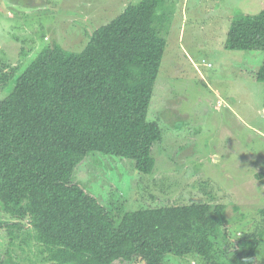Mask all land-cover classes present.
Returning <instances> with one entry per match:
<instances>
[{"label":"trees","instance_id":"1","mask_svg":"<svg viewBox=\"0 0 264 264\" xmlns=\"http://www.w3.org/2000/svg\"><path fill=\"white\" fill-rule=\"evenodd\" d=\"M155 9V0L128 4L78 52L45 46L0 99V208L10 218L0 225L13 238L26 220L51 264H168L187 255L204 264H254L264 207L263 226L221 248L211 239L222 224L219 205H158L116 220L74 181L92 152L131 160L140 174L153 171L162 131L147 116L166 45ZM224 46L262 50L254 78L264 82V7L236 13ZM0 264L10 263L0 257Z\"/></svg>","mask_w":264,"mask_h":264},{"label":"rangeland","instance_id":"2","mask_svg":"<svg viewBox=\"0 0 264 264\" xmlns=\"http://www.w3.org/2000/svg\"><path fill=\"white\" fill-rule=\"evenodd\" d=\"M139 1L0 0V99L42 48L56 43L78 52L96 28ZM155 1V27L166 45L147 116L162 131L152 147L153 171L140 174L131 160L92 152L76 167L74 181L116 220L124 211L158 205H219L222 224L211 239L228 248L263 226L264 82L254 78L263 51L229 49L224 42L235 14H258L264 0ZM7 221L0 208V222ZM23 224L26 230L13 238L0 225V257L51 264ZM168 264L204 263L187 255L171 256ZM254 264H264V235Z\"/></svg>","mask_w":264,"mask_h":264},{"label":"crops","instance_id":"3","mask_svg":"<svg viewBox=\"0 0 264 264\" xmlns=\"http://www.w3.org/2000/svg\"><path fill=\"white\" fill-rule=\"evenodd\" d=\"M264 178V177H263Z\"/></svg>","mask_w":264,"mask_h":264}]
</instances>
